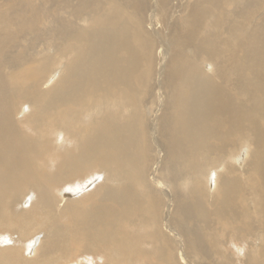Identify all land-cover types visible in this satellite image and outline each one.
Wrapping results in <instances>:
<instances>
[{
    "label": "bare ground",
    "instance_id": "6f19581e",
    "mask_svg": "<svg viewBox=\"0 0 264 264\" xmlns=\"http://www.w3.org/2000/svg\"><path fill=\"white\" fill-rule=\"evenodd\" d=\"M173 1L0 0V264H264V0Z\"/></svg>",
    "mask_w": 264,
    "mask_h": 264
},
{
    "label": "rangeland",
    "instance_id": "374dc122",
    "mask_svg": "<svg viewBox=\"0 0 264 264\" xmlns=\"http://www.w3.org/2000/svg\"><path fill=\"white\" fill-rule=\"evenodd\" d=\"M179 1V2H178ZM186 1H189L190 3L191 2H193L194 0H183V2H186ZM182 2V0H174L173 1V4L175 5V6H177V5H179L180 3ZM177 3V4H176ZM178 9H174V11H177ZM81 25H85L84 23H80ZM180 191H177V194L176 195H178V193H179ZM239 257H242V255H239Z\"/></svg>",
    "mask_w": 264,
    "mask_h": 264
}]
</instances>
